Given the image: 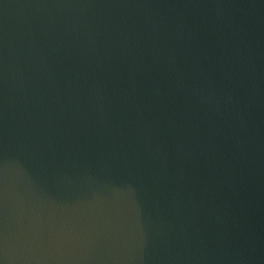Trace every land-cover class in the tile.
Here are the masks:
<instances>
[{
    "label": "clouds",
    "instance_id": "clouds-1",
    "mask_svg": "<svg viewBox=\"0 0 264 264\" xmlns=\"http://www.w3.org/2000/svg\"><path fill=\"white\" fill-rule=\"evenodd\" d=\"M264 264V0H0V264Z\"/></svg>",
    "mask_w": 264,
    "mask_h": 264
},
{
    "label": "water",
    "instance_id": "water-1",
    "mask_svg": "<svg viewBox=\"0 0 264 264\" xmlns=\"http://www.w3.org/2000/svg\"><path fill=\"white\" fill-rule=\"evenodd\" d=\"M257 264H258V262H257Z\"/></svg>",
    "mask_w": 264,
    "mask_h": 264
}]
</instances>
